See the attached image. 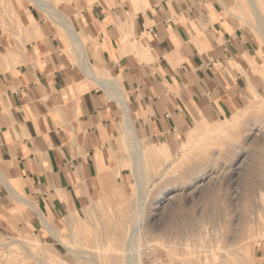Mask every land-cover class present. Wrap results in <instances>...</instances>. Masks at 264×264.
Listing matches in <instances>:
<instances>
[{
    "label": "crops",
    "instance_id": "crops-1",
    "mask_svg": "<svg viewBox=\"0 0 264 264\" xmlns=\"http://www.w3.org/2000/svg\"><path fill=\"white\" fill-rule=\"evenodd\" d=\"M220 6V0L65 5L87 38L94 77L105 69L121 81L133 122L152 139L222 121L248 100L264 101V61ZM38 28L50 40L32 39L29 53L0 75V172L8 182L0 176V223L14 216L7 195L35 202L48 221L79 203L89 178L99 177L102 147L123 114L116 92L80 68L76 48L70 45L74 65L65 43ZM256 256L264 264V250Z\"/></svg>",
    "mask_w": 264,
    "mask_h": 264
},
{
    "label": "rangeland",
    "instance_id": "rangeland-1",
    "mask_svg": "<svg viewBox=\"0 0 264 264\" xmlns=\"http://www.w3.org/2000/svg\"><path fill=\"white\" fill-rule=\"evenodd\" d=\"M42 1L61 10L88 45L75 25L78 16H70L65 7L72 0ZM220 2L264 61V39L247 0ZM260 9L264 14V0ZM52 15L31 0H0V75L11 72L29 53L32 39L50 40L44 32L29 29L35 21L65 43L70 62L76 65L70 47L75 44ZM97 75L114 79L105 69L97 70ZM87 82L106 97L93 81ZM121 116L118 133L102 147L99 177L89 178L79 203L49 220L70 248L53 238L30 207L7 195L8 215L14 216L0 223V264H114V259L117 264H257L261 259L256 254L264 250V101L248 100L219 122H198L212 130L205 134L196 123L167 139H152L133 122L147 150H165L146 151L138 177ZM131 116L134 119L132 112ZM142 193L148 200L147 217L132 245L128 226ZM246 245L253 259L247 258Z\"/></svg>",
    "mask_w": 264,
    "mask_h": 264
},
{
    "label": "bare ground",
    "instance_id": "bare-ground-1",
    "mask_svg": "<svg viewBox=\"0 0 264 264\" xmlns=\"http://www.w3.org/2000/svg\"><path fill=\"white\" fill-rule=\"evenodd\" d=\"M31 1H33L34 4H36L38 7H40L41 9L46 11L48 14H50V17H51V15L53 13L58 17V21L57 22L64 27L68 37L75 44L76 52L78 54V60H79V63H80L79 64L80 68H82V70H84V72L87 75H89L91 78L96 79V83H97V85L99 87L103 88L106 91L112 90V91L116 92V94H117V96L119 98L118 104L120 105L121 110L123 112V118H124L123 119V133H128V135L131 138L130 151L132 153V159L134 161L133 165L136 168L135 172H136L137 176L136 175L135 176L138 177L139 175H141L140 172L142 170L141 169L142 165L140 164V162L145 157V152L146 151H149V152H152V153L163 152V151H165L164 148L163 147H161V148L153 147L152 149L147 150L146 146L142 143L140 137L138 136V134H137V132L135 130L133 119H132V116H131L130 106L128 104V99L126 97V93L124 91L122 83L118 79H106V78H102V77H99V76H95L94 77L93 67H92L91 63L89 62L88 56H87V44L85 43L84 38L80 37L76 32H74V30H73V28L71 26V23L68 20L67 16L61 10L57 9L55 6H53L52 4H49L46 1H42V0H31ZM247 2H248L249 7H250V9L252 11V14L255 16V20H256V23H257V26H258L257 30L260 31L261 36L264 39V14H263L262 10L260 9V0H247ZM234 15L238 16L237 14H234ZM52 16H54V15H52ZM30 24H31L29 26L30 30H32L35 33L40 32L36 22H31ZM32 24H33V26H32ZM86 39L87 38H85V40ZM257 102L261 103V100H258ZM196 127L198 129H200L203 134H205L206 132H211L212 131L211 129L209 130V128H206L201 123H197ZM202 137H204V135ZM149 164H150V162H149ZM0 176H1L2 180L6 184H8L7 180L4 178V176L2 175L1 172H0ZM135 179H139V178H135ZM139 180H142V179H139ZM139 180H136V181H139ZM140 184H138V185H140ZM8 187H9V185H8ZM140 187H141V185H140ZM142 187H143V185H142ZM140 189L143 190L142 188H140ZM138 190H139V186H138ZM141 190H140L139 193L143 192ZM10 191L15 195L12 187L10 188ZM163 195H164V193H163ZM20 200L25 205H27L30 208H32V211L34 210L37 213L38 217L42 221V224L47 229V231H49L51 233V235L53 236V238L56 241L62 243V240L58 237L57 229L44 217V214L42 213V211L39 208V206L35 202L29 201L26 198H23V199H20ZM147 208H148L147 196H145V194L142 193V194L138 195V202L134 206V214H135V216H134V219L132 220V222L130 223V225L128 226L127 239L132 245L134 244L135 240L138 238L139 233H141V230H142L143 225H144V221L146 220V217H147ZM20 244H21V241H20ZM62 244L65 247L70 248L66 244H64V243H62ZM23 247L25 249H28L25 245ZM245 249H246L245 253H246L247 258L249 260L253 259V258L249 257V256H251L250 246L246 245ZM26 253H28L27 250H26ZM29 256H32V255H29ZM85 259L88 260V258H85ZM128 259H129V257H128ZM89 260L93 261L92 258H89ZM112 261H113L114 264H117V260L116 259H114Z\"/></svg>",
    "mask_w": 264,
    "mask_h": 264
}]
</instances>
